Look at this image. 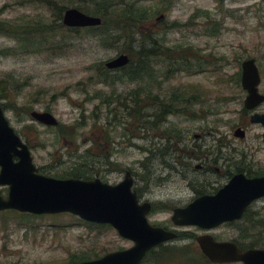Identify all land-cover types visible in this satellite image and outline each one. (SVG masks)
<instances>
[{"label": "rangeland", "instance_id": "rangeland-1", "mask_svg": "<svg viewBox=\"0 0 264 264\" xmlns=\"http://www.w3.org/2000/svg\"><path fill=\"white\" fill-rule=\"evenodd\" d=\"M44 1L0 0V25L14 29L0 33V107L30 149L37 173L57 180L99 179L114 186L130 171L134 188L157 205L149 224L179 235L171 244L177 253L167 258L157 250L143 264H209L195 241L205 235L245 250L253 245L264 250V200L253 204L241 221L210 231L175 229L171 223L172 207L191 204L199 194H214L225 184L214 172L195 169L210 146L209 140L200 146L195 136L211 129L228 134L240 124L244 62L256 61L264 94V0ZM99 4L115 5L111 20L133 7L135 19L144 21L140 13L147 11L144 25H134L136 43L178 51L170 57L188 59L198 72L176 71L164 57L146 64L149 72L134 80L123 76V68L105 72V64L129 44L128 36L114 47L106 42L107 48L99 31L63 27L54 8L87 9L92 16ZM159 17L163 19L157 22ZM125 25L131 27L122 21V34H127ZM166 108L169 115L154 127ZM33 112L50 113L62 126V136L59 128L32 121ZM262 132L254 128L251 134ZM250 147H261L260 142ZM256 160L254 175L264 174V152ZM175 163L189 169L167 167ZM190 184L193 191L186 190ZM7 194L0 188L2 198ZM27 216L0 213V264H78L132 247L111 227L68 214Z\"/></svg>", "mask_w": 264, "mask_h": 264}, {"label": "water", "instance_id": "water-1", "mask_svg": "<svg viewBox=\"0 0 264 264\" xmlns=\"http://www.w3.org/2000/svg\"><path fill=\"white\" fill-rule=\"evenodd\" d=\"M163 17H159L157 22ZM62 24L67 29L98 28L99 18L88 16L76 9L66 10ZM129 58L120 55L105 64L108 71L128 66ZM261 74L255 60L241 65V87L247 97L244 107L254 110L264 103L259 88ZM30 118L46 127L57 126L48 113L33 112ZM253 123L264 125V116L256 115ZM241 135V132H237ZM14 159L17 162H14ZM8 190L7 198L0 196V213L13 211L32 216L68 214L79 220L111 227L117 235L130 243L129 250L108 254L101 259L79 264H141L154 248L174 241L176 235L162 228L152 227L147 221L150 205H139L132 192L129 174L117 185L111 186L95 179L57 180L37 174L26 145L9 127L0 109V188ZM264 198V177L246 180L235 177L215 196H203L184 209L175 210L171 217L174 226L195 227L210 231L224 224L238 222L245 211ZM201 254L212 264H264V250L241 252L230 242H216L210 236L196 238Z\"/></svg>", "mask_w": 264, "mask_h": 264}, {"label": "flooded vegetation", "instance_id": "flooded-vegetation-1", "mask_svg": "<svg viewBox=\"0 0 264 264\" xmlns=\"http://www.w3.org/2000/svg\"><path fill=\"white\" fill-rule=\"evenodd\" d=\"M46 2H47V0L44 1V3H46ZM61 24H62V18H61ZM259 92L261 95L264 96V94L260 91V89H259ZM244 93H245V99H246L247 94H246V92H244ZM245 99L243 101V110L241 111V113H239L240 117L238 119V122L240 124L237 123L236 125H234L232 132H230L228 134H226V133L222 134L218 131V129H211L208 132L203 133L201 136H195V139L197 142L200 140L199 141L201 143L200 146L204 145L203 142L207 143L208 140L210 142L209 148L206 149L204 154H202V157H201L202 159H200V161H199L200 164L198 166H196L195 169L201 173L207 172L209 174L210 172H214L215 175H217L219 177V179H222L225 182V184L220 189L216 190V192L214 194H211V195L203 194V195H201L199 193H196V194H199V196L196 199L203 197V196H215L220 190H222L227 184H229L230 181L232 179H234L235 177L242 176L246 180H255V179H259V178L264 177V174L254 175L256 173L255 163H259L256 160L257 155H259V153L261 154V152H264V125H262L261 123L260 124L253 123V121H252L254 116H256V115L264 116V110H263L264 109V103L261 104L260 106L256 107L254 110H249V109H246L244 107ZM0 109L4 114V110L1 107H0ZM46 113H48V112H46ZM48 114H50V113H48ZM156 120H155L154 125H155V127H158V125L156 126ZM37 124L43 126L42 124H39V123H37ZM43 127H46V126H43ZM46 128H52V127H46ZM54 128H59L61 131L60 135L62 136V126H59V123H58L57 126H55ZM254 128L262 129L263 132L260 134L252 135L251 134L252 129H254ZM238 131L241 132V135L236 134ZM251 142H255V143L260 142L261 147H256V148L250 147ZM195 146H197V143L194 144V147ZM26 147L28 148V146H26ZM28 150L30 152L29 148H28ZM30 154H31V152H30ZM31 158H32V156H31ZM195 158L198 159V155L197 156L195 155ZM199 158H200V156H199ZM14 162H17V160L14 159ZM32 162H33V159H32ZM262 163H264V162L262 161ZM218 164L220 165V168L217 167ZM176 165H179V166H182L183 168L189 169V165H185L182 163H175L173 166H167V167H170L171 169H173V167ZM126 174L130 175V178L132 180L131 190L136 195L138 204L140 206L144 205V204L150 205V213L148 215V217H150L153 214V212L157 209V205H155L153 202H151L149 200H145L144 199V194H145L144 190H136L134 188L135 181H134L132 173L130 171L126 172L124 178L126 177ZM182 175L184 178L187 177L186 174H184V173ZM188 189L193 191L194 185L193 184H190L189 186L187 185L186 190L189 191ZM263 200H264V198L259 200L258 202L263 201ZM188 205L172 207L171 212L173 214V212L175 210L184 209ZM153 227H157V226H153ZM162 228L165 231H168V232L175 234L177 236L176 240H174L173 242H168L166 244H162L159 247L155 248L154 250L150 251L146 255L145 259L148 256L155 253L157 250H159V252L162 251V252L169 253V250H172V248L175 247V246H171V244L174 242H178V236L179 235H178L177 231L170 230L169 228H166V227H162ZM174 228L178 229V227H174ZM143 261L141 262V264H143ZM207 262L209 264H212L208 260H207Z\"/></svg>", "mask_w": 264, "mask_h": 264}, {"label": "trees", "instance_id": "trees-1", "mask_svg": "<svg viewBox=\"0 0 264 264\" xmlns=\"http://www.w3.org/2000/svg\"><path fill=\"white\" fill-rule=\"evenodd\" d=\"M85 1H89V0H84V2ZM48 4H49V6L53 7V5L51 3H48ZM63 5H65V4L63 3ZM97 7H98V5H97ZM114 7H115L114 4H112V5L104 4L102 6H101V4H99L98 10L93 11L92 17L99 18L102 21V24L98 28L90 29L88 34L89 33L91 34L94 31L95 32L99 31L100 37L103 40L102 45L107 47V48H109V47L106 44V42L111 41V43H113L114 45H111L110 47H114L121 42L120 40L122 39L123 36H128L129 44H127L126 46L123 47V53L122 54L127 55L130 61H129L128 67L123 68L122 73H123L124 77H128L131 80L140 78L141 75L145 74L146 72H149V70H146L147 68L145 69V67L149 63H151V61H156V60L160 59L161 57L168 58L169 60L173 61V64H175V66H176V71L186 68V71H188L187 73H189V74L192 72H193V74H194V72L195 73L198 72V71H192L193 69L189 66V60L188 59L180 58V59L176 60V59L170 57L172 54L178 55V51H174V50L167 51L165 49H161L160 47H158L157 43L153 44L152 46H147L146 43H144L143 41H141L142 43H139V44L136 43V41L134 39V35L136 33H139V31H136V28H138L140 26L142 27L144 25V22L148 19L149 16H147V11L140 13L141 18L143 17L144 21H141V20L138 21L135 19V17H134L135 9L133 7L129 10V12H125V11L119 12L118 17H115V20H111L110 14L112 13V9ZM54 8H56L58 10L57 17L63 16V13L69 9L67 7H62V8L54 7ZM77 10L84 13V14L87 13L86 12L87 9L77 8ZM86 15H88V14H86ZM88 16H90V15H88ZM122 21H125V24H127V23L131 24V27H128V25H125L126 30H128L127 34H122L123 33L122 27H121ZM135 24H136V28H134ZM132 26H133V29H132ZM101 28H104V30L100 31ZM117 28L119 29L118 32L115 31ZM132 30H133V32H131ZM12 31H14V29L6 27L3 24L0 25V33L12 32ZM135 31H136V33H135ZM110 33L114 34V36L110 35ZM194 60L196 62L195 65L199 66L200 61L197 60L196 58H194ZM133 65H136V67L135 66L132 67ZM199 67H201V66H199ZM106 71L107 70L105 69V72ZM105 72H104V76H109ZM2 97H3V95H2ZM2 97H0V98H2ZM106 101H107L106 103H108V100H106ZM161 113H162L161 116L157 117L156 118L157 120L155 119L156 120V126L159 125V122L163 121L169 115L170 112L166 108ZM71 177H73V179H79V180H90V179L78 178L77 176H71ZM27 217L30 218L31 216H27ZM105 227H107V226H105ZM260 227L264 228L263 225H260ZM253 246H256V245H253ZM253 246L250 249H255ZM239 248L241 250H245L240 246H239ZM185 250H187V249L185 248L184 251ZM177 252L178 251H176V250H175V252H173V250L172 251L169 250V253L161 251V253L159 252L158 255L161 254V256L168 258L170 255L173 256L174 253H177ZM72 260H74V259H72ZM74 263L75 262H72L71 264H74Z\"/></svg>", "mask_w": 264, "mask_h": 264}]
</instances>
